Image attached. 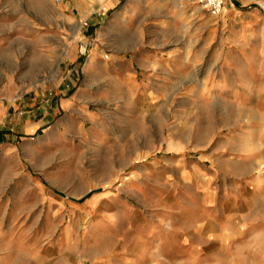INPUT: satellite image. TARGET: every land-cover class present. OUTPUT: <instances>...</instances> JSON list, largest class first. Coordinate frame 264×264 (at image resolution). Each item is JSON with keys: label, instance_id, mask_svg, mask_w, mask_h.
<instances>
[{"label": "rangeland", "instance_id": "rangeland-1", "mask_svg": "<svg viewBox=\"0 0 264 264\" xmlns=\"http://www.w3.org/2000/svg\"><path fill=\"white\" fill-rule=\"evenodd\" d=\"M97 2L70 106L0 149V264H264V0Z\"/></svg>", "mask_w": 264, "mask_h": 264}, {"label": "crops", "instance_id": "crops-1", "mask_svg": "<svg viewBox=\"0 0 264 264\" xmlns=\"http://www.w3.org/2000/svg\"><path fill=\"white\" fill-rule=\"evenodd\" d=\"M101 13L102 5L97 0H0V93H36L18 101L0 97V149H11L18 134L35 133L49 123L54 106H70L72 99L67 94L78 84L83 71L79 65L83 57L80 44L92 37ZM87 21L89 25L85 27ZM80 30L87 35L80 36ZM15 45L24 46L22 53H26L16 84L12 82ZM98 55L96 48L89 67ZM158 61L173 64L170 69L165 67L164 76L184 75L181 58L168 55ZM133 64L130 61L131 84L135 78ZM236 155L245 165L250 154L239 149ZM155 229L147 227L139 234Z\"/></svg>", "mask_w": 264, "mask_h": 264}, {"label": "built area", "instance_id": "built-area-1", "mask_svg": "<svg viewBox=\"0 0 264 264\" xmlns=\"http://www.w3.org/2000/svg\"><path fill=\"white\" fill-rule=\"evenodd\" d=\"M60 2L62 0H56ZM227 0H199L206 8H208L213 13H219L224 8ZM87 25V22H84Z\"/></svg>", "mask_w": 264, "mask_h": 264}]
</instances>
